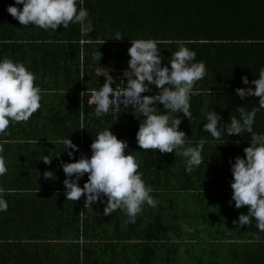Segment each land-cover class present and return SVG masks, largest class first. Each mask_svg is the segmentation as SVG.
I'll return each mask as SVG.
<instances>
[{"label":"trees","instance_id":"trees-1","mask_svg":"<svg viewBox=\"0 0 264 264\" xmlns=\"http://www.w3.org/2000/svg\"><path fill=\"white\" fill-rule=\"evenodd\" d=\"M167 1H173V6L159 4ZM174 1L83 0L82 6L88 10V19L94 29L88 32L82 30L78 23L69 24L67 28L61 25L55 31L31 24L24 27L7 12L8 5L15 4V0H0V59L7 57L23 62L34 73V84L40 88L41 94L40 108L28 121L10 122L5 132L0 134V159L7 168L6 173L0 175V189H3L4 199L8 202L7 211L0 212V248L37 251V248L44 247L49 248L50 252L61 247L80 251H108L112 248L119 253H128L119 256L122 259L131 258L134 264H156L158 251L155 248L158 244L154 241L165 237L164 244L160 246L182 245L178 242L180 238L192 243L185 242L183 245L195 247L226 245L261 249V264H264V240L244 237L259 232L255 219L250 225L238 228L233 223L237 218L230 222L225 217L229 214L223 206L220 208L221 218L217 221L196 222V219L181 213L195 200L232 201L231 169H224L223 162L217 165L219 162L215 161V170L206 169V173L201 164L203 168L194 169L189 174L185 171V158L175 155V150L160 153L158 149L144 151L139 147L136 133L143 117L134 113L135 108L127 107L120 113L110 110L108 114L97 117L95 105L88 103L89 92L99 89L106 82V73L102 72L110 70L108 73L114 79V89L121 84L126 86L124 72L130 60L128 49L131 39L160 41L158 48L164 58L163 64L169 67L172 52L178 50L177 41H185L196 55L206 56L210 51L207 39H215L213 33L221 32L215 27L200 26L201 15L192 14L180 3L181 0ZM77 6L79 8L81 5L78 3ZM18 7L22 9L23 5ZM158 7L167 10H158ZM254 17L264 26V11L255 13ZM224 18L222 24L226 21ZM230 19L236 24L247 22V17L241 13L232 14ZM117 33L122 39L114 38ZM222 33L226 34L224 38L231 40L215 44L217 48L211 50H220L225 59L218 63V67L226 64L232 68V75L218 81L205 77L199 89L215 86L230 90L225 94L227 106L231 108V116L228 117L239 118V107L251 111L259 104V97L248 96L242 100L235 89L248 87L242 82L243 76L247 75L249 81L259 77V69L264 66V27L256 31L247 29ZM150 87L151 91L142 95L159 92L155 85ZM195 89H198V81ZM223 102L221 96L216 104L223 106ZM202 103L207 104V100ZM155 106L162 114L166 111L160 103ZM192 107V120L183 113L173 114L181 118L180 129L189 140L210 138L211 135L203 128L207 112ZM106 128L127 142L126 153L132 154L138 162V172L143 174L146 185L153 189L151 195L157 201L155 207L145 203L134 223H126L128 218L120 209L112 212L111 216H104V202L98 201L86 208L84 195L78 201L66 198V174L61 162H73L82 155L90 157V146L95 135ZM253 128L256 132L264 133V109L257 112ZM222 136L229 138L231 143L225 144L229 146L228 149L220 147L219 151L223 152L225 148V151L232 153L229 160L231 167L230 161L234 163L236 156H245L244 148L250 143V134L245 132L228 136L223 132ZM67 138L79 146L71 158L61 143ZM204 150L203 153L207 152ZM45 156L51 159L50 164L42 160ZM206 156L204 154V158ZM46 171L53 172V177L46 179ZM87 179L86 173L79 181L81 187ZM224 182L229 184V189L221 188ZM102 199L106 202L107 198ZM232 203L235 204L234 201ZM81 208L86 212L85 217L81 216ZM239 209L246 211V207ZM240 214L242 212L234 215L239 217ZM146 246V253L141 254ZM58 252L55 257L61 264H68L63 261L65 256ZM75 255L79 257V253ZM123 261L133 264L125 259Z\"/></svg>","mask_w":264,"mask_h":264},{"label":"clouds","instance_id":"clouds-1","mask_svg":"<svg viewBox=\"0 0 264 264\" xmlns=\"http://www.w3.org/2000/svg\"><path fill=\"white\" fill-rule=\"evenodd\" d=\"M78 3L81 5L79 8ZM19 5H23V8L20 9ZM82 5L83 0H15V4L8 5L7 12L24 27L31 24L55 31L61 25L67 28L69 24L78 23L82 30L92 32L94 29L88 19L89 12ZM114 38L122 39L119 33ZM176 43L178 50L172 52L169 67L163 64L164 58L158 48L160 41L131 39L128 49L130 60L124 72L126 87L114 89V79L107 71L104 74L106 82L91 92L88 103L95 105L97 117L108 114L110 110H119L121 105L135 107L134 113L143 117L136 133L139 147L144 151L158 149L160 153L175 150V155L185 158V171L191 174L203 162L205 141L201 140L196 146L186 141V134L180 129L181 118L173 114L183 113L192 120L190 98L199 94L198 89L194 90V85L204 78L206 66L203 61L196 62V52L188 48L185 41ZM241 79L248 87H237L236 94L242 100L248 96L259 97V104L251 111L239 107V118L232 116L230 122L226 123L221 122V116L215 110L209 111L203 128L214 140H220L223 132L228 136L245 132L250 134V143L244 148L245 156H236L234 163L230 161L232 201L237 209L250 206L247 213L240 214L233 223L242 228L250 225L254 218L256 227L264 232V133L256 132L253 128L257 112L264 109V66L259 69L257 79L249 81L247 75ZM34 81V73L23 62L7 57L0 59V134L5 132L10 122H26L40 108V88ZM151 85H155L159 92L142 95L151 91ZM157 103L166 110L163 114L155 106ZM61 143L70 158L79 150V146L70 138L63 139ZM90 147V157L82 155L73 162H61L66 174L64 191L67 200L78 201L84 195L86 208L98 201L104 202V216H111L112 212L120 209L128 218L126 223L135 222L145 203L151 207L157 205L151 195L153 189L146 185L143 174L138 172V162L132 154L126 153V141L106 128L95 135ZM42 160L51 163L48 156ZM6 171L4 161L0 159V175ZM86 173L88 179L81 187L79 181ZM44 177H53V172L46 171ZM103 197L107 198L106 202ZM7 209L8 202L4 199L3 189H0V212ZM256 238L261 239L259 235Z\"/></svg>","mask_w":264,"mask_h":264},{"label":"crops","instance_id":"crops-1","mask_svg":"<svg viewBox=\"0 0 264 264\" xmlns=\"http://www.w3.org/2000/svg\"><path fill=\"white\" fill-rule=\"evenodd\" d=\"M176 2V0L174 1ZM167 4L173 6V1L167 2H159V4ZM180 3L188 9L192 14L201 15V20L198 23L200 26H204V28H212L215 27L218 32L213 35L215 39H207V45L210 46V51L206 54V56L196 55V62L203 61L206 66V74L205 77H210L213 81L221 80V78H225L232 75V68L224 64L223 67H218V63H222L225 59L224 55H221L220 50L212 51L211 48L215 47V44L224 42L228 43V40L224 38L226 34L222 32L234 31V30H247L254 29L255 31L259 28H263V25H260L257 17H254L255 13H261L264 11V0H181ZM158 10H167L165 7H158ZM241 13L247 17V22L243 24H236L230 19L232 14ZM225 17V18H224ZM226 21L222 24V19ZM223 26V28H221ZM222 34L221 37L219 35ZM243 34V33H241ZM260 34V33H259ZM240 40V39H235ZM202 42H205L202 40ZM239 43V41H236ZM242 44H247L244 41H241ZM225 53V52H222ZM205 55V54H202ZM202 79L198 81V90L199 94L191 96L190 104L193 106L192 108L195 110H204L205 113L209 111L215 110L221 116V122L226 123L230 122L231 116V108L227 106L226 103V93H230L231 91L225 88L220 87H208L206 89H199L201 85ZM223 96L224 102L223 106L216 104L218 98ZM207 100V104H203L202 102ZM191 138V137H190ZM186 141L191 142V144H198L201 140H204V151L202 150V159L204 170L213 169L215 170L216 163L215 161L223 162V168H227V170L231 169L229 166V160H231V155L228 150L219 151L220 147H226L228 149V145L230 144V139L226 136H222L220 140H214L212 137L210 138H191L189 140L188 136L185 137ZM210 144V145H208ZM204 154L207 156L204 158ZM201 166L196 167L203 168ZM207 173V171H206ZM215 185V184H213ZM220 185V184H218ZM227 183H223L222 189H229L230 186L227 187ZM221 206L225 208L228 212V215H225L227 219L232 221V219L238 217L234 214H238V212L247 213L250 206L244 205L242 207H246V211H242V209H237L235 204L230 203V200H195L190 203L189 207L182 209L185 213L184 216L196 219V222H202L204 220L217 221L221 218L222 212L220 211ZM228 208V209H227ZM81 216L85 217L86 212L84 208L80 210ZM254 219V218H253ZM252 219V220H253ZM220 233L219 231H217ZM257 235L261 237L260 240H264V232H258L256 234H251L244 236L245 238H256ZM215 239V238H213ZM166 240L165 237H162L160 240H155L154 243L158 244L156 246V250L158 251V257L155 259L156 264H237L242 262L244 264H257L262 262L261 249L254 248H234L228 246H192V245H183L185 242H189L185 239L179 238V246L176 247H167L160 246L164 244ZM202 240V239H201ZM149 243V241H146ZM171 242V241H170ZM192 244V243H191ZM142 249L141 254L146 253ZM149 248V247H148ZM60 251L61 255H64L63 261L68 264H125L123 259L126 261H130L134 264V261L129 257H123V259L119 255H125L128 253H119L118 251L110 248L108 251L105 249L94 250V249H82L81 251L77 248L69 249L65 247L57 248ZM54 248L53 252L49 251V248L40 247L37 248V251L30 250L29 248H0V264H61L58 258L55 257L56 253H59L58 250ZM79 253V257L75 254ZM39 255L40 257H29V255ZM74 254V257H71ZM46 256V257H45ZM72 262V263H69Z\"/></svg>","mask_w":264,"mask_h":264},{"label":"built area","instance_id":"built-area-1","mask_svg":"<svg viewBox=\"0 0 264 264\" xmlns=\"http://www.w3.org/2000/svg\"><path fill=\"white\" fill-rule=\"evenodd\" d=\"M107 71L110 72V70H107ZM107 71L106 72H102V73H107ZM122 87H126V86L124 84H121V85H118L117 88H115V89L116 90H121ZM94 90H98V89H94ZM94 90H92V91H94ZM92 91L89 92V99L91 98V92ZM84 92L85 91L83 90L82 93L84 94ZM89 99H88V101H89ZM92 105H94V104H92ZM127 107H133V106L132 105H128V106L125 107V106L121 105L119 110H114V111H115V113H120L123 109H125Z\"/></svg>","mask_w":264,"mask_h":264}]
</instances>
